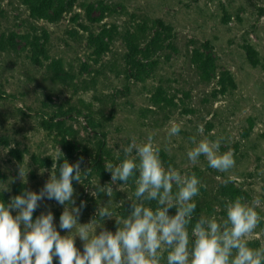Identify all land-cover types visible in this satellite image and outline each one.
Masks as SVG:
<instances>
[{"label":"rangeland","instance_id":"1","mask_svg":"<svg viewBox=\"0 0 264 264\" xmlns=\"http://www.w3.org/2000/svg\"><path fill=\"white\" fill-rule=\"evenodd\" d=\"M83 4L92 5V19ZM11 35L15 50L6 42ZM130 36L141 49L157 37L161 48L133 63ZM170 122L181 131L169 139ZM150 133L165 168L200 180L194 202L201 215L222 222L226 201L259 200L262 220L248 246L264 244V0H77L53 22L33 16L23 0H0V190L9 197L15 188L39 193L59 149L62 157L74 152L73 164L83 158L82 172L91 168L73 185L74 205L45 198L33 221L50 211L67 236L60 216L83 201L78 224L94 219L97 235L115 233V218L132 211L135 184H112L105 164L121 162L123 148L133 138L146 142ZM192 136L220 138V152L233 153L234 168L217 171L203 156L191 163ZM19 165L29 171L25 182ZM98 185H111V198L91 195ZM102 206L114 218L96 216ZM74 240L83 253L84 242Z\"/></svg>","mask_w":264,"mask_h":264},{"label":"clouds","instance_id":"2","mask_svg":"<svg viewBox=\"0 0 264 264\" xmlns=\"http://www.w3.org/2000/svg\"><path fill=\"white\" fill-rule=\"evenodd\" d=\"M180 131V124L170 122L168 138ZM203 131L200 126L198 132ZM189 139L194 145L186 152L191 163H198L203 156L208 166L217 171L229 172L234 168L233 153L230 150L220 152V138L198 141L192 136ZM123 153L121 162H108L105 169L111 173L112 184L134 181L136 199L128 198L132 202L129 215L115 218V233L102 230L97 235V227H92L94 219L88 224H78L85 205L83 201L80 207H65L60 216V228L70 232L67 236H61L56 230L50 211L33 221L38 202L45 198L54 199L61 205H74L72 181L81 183V174L87 176L91 172V168L81 171L83 158L75 164L65 160L59 166L57 178L55 162L62 157L59 149L52 158L50 178L39 193L25 191L7 205L0 203V264H53V257H58L59 264H161L165 252L166 264H264V244L256 249L248 246L262 220L255 210L259 200L251 205L243 202V197L226 201V219L218 222L215 216L201 215L192 227L190 237L188 226L197 207L194 197L200 194L202 187L198 177L181 175L171 166L165 168L151 133L146 142L137 143L133 138L123 148ZM28 172L18 166L19 177L24 182ZM98 192L111 198L113 189L111 185H98L91 195L97 196ZM153 201L156 202L155 209L151 207ZM171 208L176 209L173 216L169 215ZM12 210L17 211L15 217ZM96 216L102 221L114 218L107 206L98 207ZM74 228L76 234L71 235ZM75 236L84 242L83 253L75 246Z\"/></svg>","mask_w":264,"mask_h":264},{"label":"trees","instance_id":"3","mask_svg":"<svg viewBox=\"0 0 264 264\" xmlns=\"http://www.w3.org/2000/svg\"><path fill=\"white\" fill-rule=\"evenodd\" d=\"M24 4L28 7L30 13L37 17V18H41V19H45L48 21H57L59 20L62 15L64 13L70 12L72 10V8L74 7V5L76 4L77 0H23ZM83 7L86 8L88 16L90 17V13H91V9H92V5L90 4H83ZM89 19H92V17H90ZM136 40L135 38H131L128 37L127 39V45L129 47V58L132 60L133 58V63H136L137 61H139L138 56L140 54H142L143 56L146 57L147 53H154L156 51H158V49L161 48V44L159 43V40L157 37L151 38L149 40V43L147 44V46H145L144 49L140 48V44H136L134 41ZM6 42L8 43L9 47L11 50H15L16 49V42H15V37L14 35H11L8 37V39L6 40ZM154 51V52H153ZM73 154L74 152H70L68 155V157H62L60 158V160L57 163V169H56V176L57 178H59L60 172H59V166L65 161L67 160V162L71 163V159L73 158ZM77 181L73 180L72 183L73 185L76 183ZM23 191H21L19 188H15L13 190V197L17 196V195H22ZM13 197H9L7 196L4 192H2L0 190V203H5L6 205L9 204L11 202V199ZM171 211H175V208H171L169 209ZM201 216V211L198 208V206L196 207V210L193 214V219L191 222V226L193 227L196 220L199 219V217Z\"/></svg>","mask_w":264,"mask_h":264}]
</instances>
